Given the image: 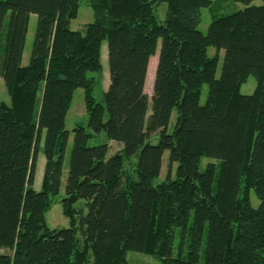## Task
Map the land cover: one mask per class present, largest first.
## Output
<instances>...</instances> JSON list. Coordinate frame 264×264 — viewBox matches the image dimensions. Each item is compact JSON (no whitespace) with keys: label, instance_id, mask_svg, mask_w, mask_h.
I'll list each match as a JSON object with an SVG mask.
<instances>
[{"label":"trees","instance_id":"obj_1","mask_svg":"<svg viewBox=\"0 0 264 264\" xmlns=\"http://www.w3.org/2000/svg\"><path fill=\"white\" fill-rule=\"evenodd\" d=\"M233 1L245 7L202 33L209 0H88L93 20L83 32L70 28L79 0H0V76L9 96L0 102V264H85L90 256L93 264H127L130 250L162 264H264V3ZM160 2L163 20L155 14ZM31 13L38 19L21 65ZM105 41L109 83L97 100L88 73L101 71ZM158 41L149 99L145 80ZM209 46L224 50L218 78ZM249 74L256 86L241 94ZM77 87L90 131L122 145L107 156L106 143L89 146L92 133L73 129L61 200L69 226L49 228L45 213L59 192L64 121ZM165 150L169 165L177 162L175 176L154 184ZM202 156L220 160L215 185L217 165L199 170Z\"/></svg>","mask_w":264,"mask_h":264},{"label":"rangeland","instance_id":"obj_2","mask_svg":"<svg viewBox=\"0 0 264 264\" xmlns=\"http://www.w3.org/2000/svg\"><path fill=\"white\" fill-rule=\"evenodd\" d=\"M210 4L207 7H204L201 9V17L200 21L197 25V29L200 30L202 33H205L207 31V27L209 23L222 15L229 14L232 12H235L239 9H242L245 7V4L241 2H235L233 0H209ZM264 3V0H253L250 4L251 5H261ZM166 13V5L165 3H158L155 4V14L160 19L163 20ZM38 16L35 13H31L29 15L28 24H27V31L25 35V42L23 46V52L21 57V65H27L29 62L30 57V51L33 44V38H34V31L36 27ZM93 20V13L92 10L88 4V0H79L78 5V12L77 16L71 20L70 22V28L73 30H79L81 32L84 31L85 25ZM159 43L156 48V52L153 56L150 57L149 61L151 60L152 64L156 61L157 55H158V49H159ZM207 54L209 56H213L215 54H218V62L217 67L215 70V77L218 78L221 72V64L223 60L224 50L221 49L219 51L216 50L215 47L209 46L207 48ZM101 64L102 69L98 72H91L88 73L89 77L95 78V87H94V97L97 100H100L101 98V92L104 90V81L107 78V75L109 74V68H108V61H107V44L106 41L102 44V50H101ZM153 69V65L150 67V70ZM151 80L146 79L145 80V91L148 95V98L151 97ZM256 86L255 78L252 74H249L247 77V80L241 84L240 86V93L241 94H251L254 91V88ZM206 85L202 86L201 89V95H200V103H204L205 97H206ZM8 102L9 96L6 90V87L4 85L3 79L0 76V102ZM151 111V103H149L148 112ZM177 116L176 109H173L168 125L167 130L169 132L172 131L175 119ZM87 113L85 110V104H84V89L82 87H77L73 91L71 104L69 107V110L67 111V114L65 116L64 121V129L68 132V138L65 145L64 150V156H63V164H62V175H61V182L59 187V192L52 196L51 198V205L50 208L45 213V223L49 228H62V227H68L69 226V219L63 215L62 213V204L61 200L65 194V180L68 173L69 168V159H70V151L73 144V129L76 126H82L87 131L91 132L90 129L87 126ZM92 133V136L89 138L87 144L89 146L97 145L106 143L108 145V152L107 156H110L114 152L118 151L121 147V143L114 140H109L106 138L104 132L99 133ZM45 131L42 130L41 132V139H40V149L37 153L36 158V165L33 175V184L32 187L35 190H39L41 187L42 182V173L44 168V162L45 157L42 152V144L44 140ZM157 141V135L153 136L152 142L156 143ZM168 151L165 150L162 155V165L159 175L153 180V183H158L161 180H164L167 173L169 172L171 174V177L175 176L176 168H177V162H173L170 166L168 163ZM214 163L217 165V169L214 175L213 184L216 183L217 178V172H218V164L220 160L215 157L211 156H202L199 161V170H203L205 165L208 163ZM125 167H129V164L126 162ZM250 202L253 207H257L259 204V200L257 199L255 193L253 190L250 191L249 194ZM77 208H84V212L86 213L85 208V200L80 199L76 203ZM178 232V229H177ZM77 236L80 238L79 232H77ZM177 244V239L175 241V246ZM204 247V242L202 244ZM4 251V250H3ZM7 251V250H6ZM5 252V251H4ZM127 257V264H162L160 259L156 256L149 255V254H143L137 251H127L126 253ZM85 264H93L91 256L88 257L87 262Z\"/></svg>","mask_w":264,"mask_h":264},{"label":"bare ground","instance_id":"obj_3","mask_svg":"<svg viewBox=\"0 0 264 264\" xmlns=\"http://www.w3.org/2000/svg\"><path fill=\"white\" fill-rule=\"evenodd\" d=\"M156 63H157V58H156V61L154 62V64H152L151 60L149 61V64H148V69H147V76H146V79H149L151 80L152 84H153V79H154V72H155V67H156ZM153 65V69L150 70V67ZM152 84H151V93H152ZM146 92V91H145ZM33 184V183H32Z\"/></svg>","mask_w":264,"mask_h":264},{"label":"crops","instance_id":"obj_4","mask_svg":"<svg viewBox=\"0 0 264 264\" xmlns=\"http://www.w3.org/2000/svg\"><path fill=\"white\" fill-rule=\"evenodd\" d=\"M101 50H102V46H101ZM108 83H109V74L107 75V78L104 81V90L107 88Z\"/></svg>","mask_w":264,"mask_h":264}]
</instances>
